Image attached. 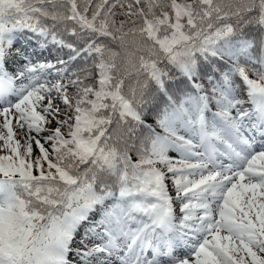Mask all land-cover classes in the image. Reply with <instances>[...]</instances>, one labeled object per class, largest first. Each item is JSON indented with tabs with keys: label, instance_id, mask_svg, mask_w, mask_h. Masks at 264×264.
Returning a JSON list of instances; mask_svg holds the SVG:
<instances>
[{
	"label": "snow or ice",
	"instance_id": "snow-or-ice-1",
	"mask_svg": "<svg viewBox=\"0 0 264 264\" xmlns=\"http://www.w3.org/2000/svg\"><path fill=\"white\" fill-rule=\"evenodd\" d=\"M0 264H264V0H0Z\"/></svg>",
	"mask_w": 264,
	"mask_h": 264
}]
</instances>
